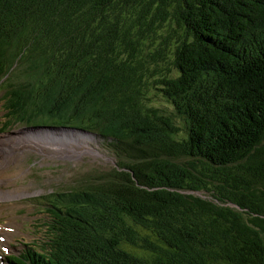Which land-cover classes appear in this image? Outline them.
Wrapping results in <instances>:
<instances>
[{
    "label": "trees",
    "instance_id": "obj_1",
    "mask_svg": "<svg viewBox=\"0 0 264 264\" xmlns=\"http://www.w3.org/2000/svg\"><path fill=\"white\" fill-rule=\"evenodd\" d=\"M4 77L5 120L89 132L116 166L0 264H264V0H0Z\"/></svg>",
    "mask_w": 264,
    "mask_h": 264
},
{
    "label": "rangeland",
    "instance_id": "obj_2",
    "mask_svg": "<svg viewBox=\"0 0 264 264\" xmlns=\"http://www.w3.org/2000/svg\"><path fill=\"white\" fill-rule=\"evenodd\" d=\"M20 86L19 81L0 79V262L24 251V245H42L45 209L52 204V195L97 182L116 166L103 139L65 128L41 127L32 113H23L20 123L5 120L2 103L6 91ZM148 105L183 126L157 90L150 89Z\"/></svg>",
    "mask_w": 264,
    "mask_h": 264
},
{
    "label": "water",
    "instance_id": "obj_3",
    "mask_svg": "<svg viewBox=\"0 0 264 264\" xmlns=\"http://www.w3.org/2000/svg\"><path fill=\"white\" fill-rule=\"evenodd\" d=\"M65 129H68V130H70V131H74V132H78V133H80V134H83V135H86V136H90V137H92V138L95 137V135H93V134H91V133H89V132L83 131V130H79V129H70V128H65ZM131 175H132V174H131Z\"/></svg>",
    "mask_w": 264,
    "mask_h": 264
},
{
    "label": "bare ground",
    "instance_id": "obj_4",
    "mask_svg": "<svg viewBox=\"0 0 264 264\" xmlns=\"http://www.w3.org/2000/svg\"><path fill=\"white\" fill-rule=\"evenodd\" d=\"M45 134H47V135H50L51 133H45ZM65 139H68V138H65ZM69 140H72V138H71V139H69Z\"/></svg>",
    "mask_w": 264,
    "mask_h": 264
}]
</instances>
